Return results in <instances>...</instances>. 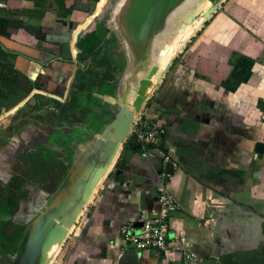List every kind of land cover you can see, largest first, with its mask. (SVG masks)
Instances as JSON below:
<instances>
[{
    "label": "crops",
    "instance_id": "obj_1",
    "mask_svg": "<svg viewBox=\"0 0 264 264\" xmlns=\"http://www.w3.org/2000/svg\"><path fill=\"white\" fill-rule=\"evenodd\" d=\"M111 2L0 0V46L25 78L14 92L0 88V158L17 137L28 139L20 138L28 122L63 128L83 116L80 96L95 90L101 104L120 92L103 90L115 65L96 21ZM190 34L159 60L135 115L163 128L160 145L136 147L129 162L118 156L52 264H184L180 252L121 242L123 225L138 230L158 210L160 186L180 206L167 216L171 246L183 234L198 264H264V0H221ZM164 154L176 170L165 169Z\"/></svg>",
    "mask_w": 264,
    "mask_h": 264
},
{
    "label": "water",
    "instance_id": "obj_2",
    "mask_svg": "<svg viewBox=\"0 0 264 264\" xmlns=\"http://www.w3.org/2000/svg\"><path fill=\"white\" fill-rule=\"evenodd\" d=\"M191 1L193 0L114 1L110 7L107 24L116 47L121 50V55L125 59V65L119 80L116 81L115 77H112L103 87L112 94L115 93L113 89L120 90L121 95L107 96L105 101L98 105L101 113L94 114L97 118V128L92 126L94 128L92 131L84 128L79 132L84 135L90 130V140L79 142L73 149L65 178L43 208L23 228L15 258L10 259L8 264H42L43 250L51 245L53 235L57 234L60 226L71 217L84 195V189L88 185L94 186L90 181L97 182L101 170L107 168L120 154L123 162H129L135 148L141 147L132 124L135 115L140 113L149 96L148 88L152 86V77L158 71V66L151 62L153 44L173 34L174 31L168 32L170 25L167 18ZM220 1L195 0L183 18L177 17L178 23L188 22L199 16L207 18ZM204 2L208 3V7L201 14L194 15ZM177 26L179 29V25ZM124 77L125 82L122 84ZM97 95L99 98L100 94ZM131 96L132 101L129 102ZM91 143L92 151L87 161L81 163L77 150ZM139 152L142 150L139 149ZM62 236L65 238L66 234ZM29 249L34 252L27 251ZM20 254L21 260L15 261Z\"/></svg>",
    "mask_w": 264,
    "mask_h": 264
},
{
    "label": "rangeland",
    "instance_id": "obj_3",
    "mask_svg": "<svg viewBox=\"0 0 264 264\" xmlns=\"http://www.w3.org/2000/svg\"><path fill=\"white\" fill-rule=\"evenodd\" d=\"M114 1L112 0L106 11L96 17V21L109 42L107 47H104L103 53L109 54L110 59L114 61L115 66L111 68L112 74L110 76L115 77V80L118 81L125 65V59L121 55V50L116 47L114 38L109 31V25L107 24L110 16V7ZM103 61L104 63L107 62ZM90 66H87V69L90 71L95 70L91 63ZM104 70L107 72L108 68L105 66ZM97 71L100 70L98 69ZM84 78L85 86L89 83L91 76H85ZM73 85L71 84V86ZM103 90H106V88L104 87ZM95 94L97 93L94 90L92 94L80 96L84 103L83 106L79 105L76 111V113L79 112L83 115L78 122V119H70L67 124H70L71 121L73 122L69 126L67 124L62 126L63 128L55 125L49 126L45 129L47 135L45 134V130H42L43 126H41V129L36 130L40 128L39 124L37 122H28L26 127H24L23 134L20 136V138H24L25 133H27L28 139L18 140L17 137L12 142L11 147H4L6 150L5 154L3 158H0V211L3 213L0 215V237H2L0 239L6 246L11 244V247H16L19 238L22 236L23 228H25L23 224L28 219H32L37 215L55 192L56 187L65 178L70 166L73 149L76 148L79 142L90 140V130L92 131V129L98 126L97 118L93 114L101 113L99 110L100 106L98 107L99 99ZM118 94L121 95V91ZM52 102L55 103V101ZM74 104L75 102L71 106H74ZM32 116L35 117L34 113ZM73 117L76 116L74 115ZM95 122L97 124H94ZM12 128L13 125H11L7 134H9ZM84 128L90 129L89 132H86L84 135L79 134ZM33 188L39 191L37 192L39 195L37 193L29 194L33 191ZM39 198H41L40 202ZM33 200H35V203H41V205L36 211L28 215L32 210ZM20 204L24 208L21 209ZM4 216H7V218L10 216L12 220L10 222L5 221ZM76 221H78L77 215L62 227V233H60L68 236L74 228ZM62 235L52 241L48 249L50 254H48L46 264H52L57 257V251L64 239Z\"/></svg>",
    "mask_w": 264,
    "mask_h": 264
},
{
    "label": "built area",
    "instance_id": "obj_4",
    "mask_svg": "<svg viewBox=\"0 0 264 264\" xmlns=\"http://www.w3.org/2000/svg\"><path fill=\"white\" fill-rule=\"evenodd\" d=\"M261 120L264 121V113L261 115ZM133 132L136 133L137 141L143 149L159 146L164 134L163 128L141 117L135 118ZM163 165L165 169L167 166H170L172 170L178 168L177 163L167 154L163 155ZM157 202L158 210L142 220L138 230H133V224H126L120 228L119 233L123 247L134 248L138 252L153 249L166 253L170 249L181 253L184 264H198L197 256L184 247L185 235L174 236L175 244L170 245L172 237L167 216L171 212L178 211L180 206L164 186H160L158 189Z\"/></svg>",
    "mask_w": 264,
    "mask_h": 264
},
{
    "label": "bare ground",
    "instance_id": "obj_5",
    "mask_svg": "<svg viewBox=\"0 0 264 264\" xmlns=\"http://www.w3.org/2000/svg\"><path fill=\"white\" fill-rule=\"evenodd\" d=\"M195 0L191 1L189 4L185 6V4L176 12L172 13L167 18V22L170 25V29L168 32H173V34L164 39V40H157L153 44V54L151 57V62L158 66L157 73L152 77V86L148 88V95L154 90L156 86V82L158 81L159 77H156L159 74L160 71V62L159 60H164L165 56L170 55V58L175 56L176 51L180 45L181 40L186 34V31L188 29H193L197 24H199L202 20H204V17L199 16L197 19L193 18V20H189L188 22H179L177 17L183 18L185 16L190 8V4H192ZM208 7V3L204 2L194 13V15L201 14L206 8ZM177 25H179V29H177ZM125 78L122 79L121 83L124 84ZM122 87V86H121ZM132 96L129 99V102L132 101ZM93 144L83 145L81 148L77 150V156L81 159V163H85V160L87 161L89 154L91 153V147ZM113 163V161H112ZM112 163L107 167L103 168L101 172L99 173V180L97 182L90 181V184H94V186L88 185L84 190V195H82L80 201L77 203L76 208L74 209V212L72 213L71 217H69L65 223H63L61 226L63 227L69 220H71L75 215H77V218L80 217L81 212L86 207L87 203L90 201L92 196L94 195L95 190L99 186V184L102 182L104 176L106 175L107 170L109 171L110 167L112 166ZM83 194V193H82ZM52 239H55L53 236ZM45 254V259L48 254V249L43 253ZM10 259L13 260L12 257L5 255L0 251V264H8ZM44 259V260H45Z\"/></svg>",
    "mask_w": 264,
    "mask_h": 264
},
{
    "label": "trees",
    "instance_id": "obj_6",
    "mask_svg": "<svg viewBox=\"0 0 264 264\" xmlns=\"http://www.w3.org/2000/svg\"><path fill=\"white\" fill-rule=\"evenodd\" d=\"M191 30H193V29H188L186 31V34L183 37V39L181 40L180 45H179L176 53L183 47L185 42L189 39V37L191 35L190 34ZM107 44H106V47H107ZM106 52H107V50H106ZM14 57H15L14 54L6 52L0 46V88L6 89V90H8V92L16 91V89H18L19 85L23 86V82H25L24 81L25 78L18 71L15 70L13 64L11 63V60ZM169 58H170V55L165 56V59H169ZM0 96L4 97L5 93H1Z\"/></svg>",
    "mask_w": 264,
    "mask_h": 264
},
{
    "label": "flooded vegetation",
    "instance_id": "obj_7",
    "mask_svg": "<svg viewBox=\"0 0 264 264\" xmlns=\"http://www.w3.org/2000/svg\"><path fill=\"white\" fill-rule=\"evenodd\" d=\"M165 59V58H164ZM162 61H164V60H162ZM37 192H39V191H37V190H35L34 188H33V191L32 192H30L29 194H32V193H37ZM38 194V193H37ZM39 195V194H38ZM36 200V199H35ZM35 200H33V205L31 206L32 207V210H31V212L30 213H28V215H30L32 212H34V211H36L38 208H39V206L41 205V203H39L40 201H41V198H39V202L38 203H35L34 201ZM20 206H21V209L22 208H24V207H22V205L20 204ZM1 214H3L2 213V211H0V215ZM4 218V220L6 221H11L12 219H11V217L10 216H8V218H7V216H4L3 217ZM31 219V218H30ZM30 219H28V221H26L23 225H24V227H25V224H27L29 221H30ZM62 231V226H60V230L58 231V233L57 234H54L53 236L55 237V239H58V237L60 236V235H62L61 232ZM61 232V233H60ZM0 238H2V237H0ZM21 238V237H20ZM20 238H19V240H20ZM19 240H18V242H19ZM54 240V239H53ZM51 246V245H50ZM49 246V247H50ZM49 247L48 248H46L45 250H43V253L47 250V249H49ZM16 250H17V244H16V247H11V244H8L7 246L4 244V243H2V241H1V239H0V251L2 252V253H4L5 255H8V256H10V257H12V258H15V255H16ZM27 251H33L34 252V250H31V249H29V250H27ZM26 251V252H27ZM48 254H50V252H48ZM48 254H47V256H46V259H45V254H44V256H43V258L45 259H43V261H42V264H46V260H47V257H48ZM21 254H20V256H18L17 257V259L15 260V261H20L21 260ZM22 259H24V256L22 257ZM13 264H17V263H13Z\"/></svg>",
    "mask_w": 264,
    "mask_h": 264
}]
</instances>
